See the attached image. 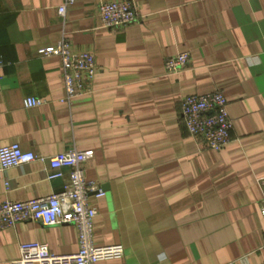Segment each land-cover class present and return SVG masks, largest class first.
Segmentation results:
<instances>
[{"label": "crops", "instance_id": "obj_1", "mask_svg": "<svg viewBox=\"0 0 264 264\" xmlns=\"http://www.w3.org/2000/svg\"><path fill=\"white\" fill-rule=\"evenodd\" d=\"M99 0H0V147L50 157L90 149L87 180L96 246L119 244V259L96 264H264V0H129L136 22L99 24ZM65 38L94 56L88 91L63 101L61 62L39 56ZM181 52L188 64L170 73ZM220 91L232 122L229 142L214 151L191 137L180 117L184 96ZM35 98L40 106L25 108ZM43 161L0 173V202H23L62 190ZM7 187V188H6ZM57 255L78 250L72 224L21 222L0 231V264L21 243Z\"/></svg>", "mask_w": 264, "mask_h": 264}, {"label": "built area", "instance_id": "obj_2", "mask_svg": "<svg viewBox=\"0 0 264 264\" xmlns=\"http://www.w3.org/2000/svg\"><path fill=\"white\" fill-rule=\"evenodd\" d=\"M76 0H62L57 14L64 18L68 7ZM99 24L105 29L125 28L136 22V12L129 0H99L97 4ZM39 56H57L61 62L64 98L69 102L74 96L89 90L96 67L94 56L87 52H75L67 39L61 38L56 44L41 48ZM189 61L187 52H181L164 62L167 72H179ZM3 62L0 60V71ZM0 74V89H1ZM43 101L25 98L23 106H40ZM227 102L220 91L203 95L184 96L180 101V117L187 133L201 140L205 147L218 151L230 140L232 122L227 113ZM93 157L90 149H70L50 157L36 156L21 150L18 144L0 147V173L13 167L33 161H43L49 170L48 179L63 177L61 169L67 168L68 180L59 192L48 196L13 202H0V231L12 228L21 222H37L44 227L72 224L76 228L78 250L73 254L57 255L46 244L31 242L18 246L19 257L11 264H96L100 261L119 259L123 248L119 244L96 246L93 241V220L97 210L91 199L104 195L103 190L84 175V163ZM261 199L258 213L264 217V177L258 179ZM7 188V187H6ZM264 254V242L260 248Z\"/></svg>", "mask_w": 264, "mask_h": 264}]
</instances>
